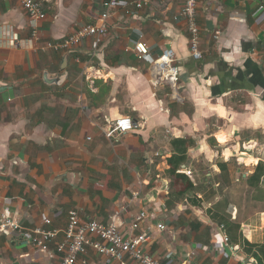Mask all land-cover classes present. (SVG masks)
<instances>
[{
    "label": "crops",
    "instance_id": "crops-1",
    "mask_svg": "<svg viewBox=\"0 0 264 264\" xmlns=\"http://www.w3.org/2000/svg\"><path fill=\"white\" fill-rule=\"evenodd\" d=\"M40 1L45 17L33 28L18 0H0V217L24 229L0 233V264H58L70 209L81 222L116 214L122 231L144 211L140 229L151 240L143 248L163 264L190 255L199 264H255L238 242L223 244L216 220L264 243V200L246 182L264 165V0H198L199 58L179 16L184 0H119L104 34L66 52L41 46L96 23L102 0ZM137 41L153 57L173 49L174 85H154ZM120 116L135 127L108 135ZM184 137L194 144L178 172L193 188L176 199L167 158L171 139ZM38 227L57 232L47 250L25 234ZM75 264L116 262L87 247Z\"/></svg>",
    "mask_w": 264,
    "mask_h": 264
},
{
    "label": "built area",
    "instance_id": "built-area-1",
    "mask_svg": "<svg viewBox=\"0 0 264 264\" xmlns=\"http://www.w3.org/2000/svg\"><path fill=\"white\" fill-rule=\"evenodd\" d=\"M26 11L29 21L33 28L38 21L45 17L41 9L40 0H18ZM147 0H137L136 6H142ZM198 0H184L183 7L179 12L187 24L189 32V50L194 58L200 57L199 52V26L196 22L195 12ZM119 0H102V10L98 20L94 24L80 27L75 32L68 34L59 41H47L42 44L43 49H53L70 51L77 46L83 39L90 36H99L107 31V19L110 13L116 8ZM33 37L36 30H33ZM133 51L138 59L148 61L151 65L157 66L161 74L154 80V85L163 83L175 84L178 69L174 65L175 54L173 49H165L161 54L153 57L146 43L137 41L133 45ZM135 124L128 116H120L111 124L108 135L113 132L121 133L132 130ZM187 175L190 171H184ZM144 211L138 212L128 227L122 231L117 225V215L111 216L108 223L104 224L96 220L81 222L77 210L70 209L67 214L66 226L63 230L62 240L56 243V250L62 252L58 264H75L77 256L85 252L87 247H91L99 253L109 257L116 264H163L159 259L146 252L143 245L151 240V234L147 229H140V223L145 219ZM48 224V219L44 220ZM155 228L159 231L165 229L162 222L155 223ZM7 230L22 232L21 225L10 217H0V233ZM137 231L136 233H134ZM55 230L44 228H34L25 231L28 241L40 250H47V243L56 235ZM223 244H227L228 238L222 234ZM83 262H85L83 260ZM182 264H199L192 260L191 255Z\"/></svg>",
    "mask_w": 264,
    "mask_h": 264
},
{
    "label": "trees",
    "instance_id": "trees-1",
    "mask_svg": "<svg viewBox=\"0 0 264 264\" xmlns=\"http://www.w3.org/2000/svg\"><path fill=\"white\" fill-rule=\"evenodd\" d=\"M170 144L172 147V154L167 158V174L172 177L170 185L178 187L174 189V197L178 199L183 196L187 189L193 188L190 179L185 174L178 172V170L185 164L187 160V149L194 144V140L190 137L173 138ZM217 164L221 173L227 169V164L225 162L219 161ZM263 173L264 165L262 162H259L255 166L253 172L247 177L246 182L249 186H254V188L257 187L256 196L264 200V188L259 187V181ZM172 193L173 192L169 193V200L173 199ZM216 221L222 224L230 242H238L242 250L254 259L255 264H264V243L249 242L245 239L239 230V223L230 221L223 216Z\"/></svg>",
    "mask_w": 264,
    "mask_h": 264
},
{
    "label": "water",
    "instance_id": "water-1",
    "mask_svg": "<svg viewBox=\"0 0 264 264\" xmlns=\"http://www.w3.org/2000/svg\"><path fill=\"white\" fill-rule=\"evenodd\" d=\"M151 73L154 79H157V77L161 74V70L157 68V66L152 65L151 66Z\"/></svg>",
    "mask_w": 264,
    "mask_h": 264
},
{
    "label": "rangeland",
    "instance_id": "rangeland-1",
    "mask_svg": "<svg viewBox=\"0 0 264 264\" xmlns=\"http://www.w3.org/2000/svg\"><path fill=\"white\" fill-rule=\"evenodd\" d=\"M239 191V190H238ZM238 197H241L242 196V192L241 191H239L238 192V194H236ZM249 202V204H250V200L248 199V198H246V202H245V204H247Z\"/></svg>",
    "mask_w": 264,
    "mask_h": 264
}]
</instances>
